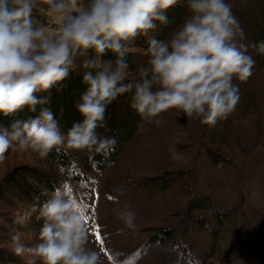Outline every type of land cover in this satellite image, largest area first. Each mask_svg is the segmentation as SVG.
I'll list each match as a JSON object with an SVG mask.
<instances>
[{
    "label": "clouds",
    "instance_id": "9594fccd",
    "mask_svg": "<svg viewBox=\"0 0 264 264\" xmlns=\"http://www.w3.org/2000/svg\"><path fill=\"white\" fill-rule=\"evenodd\" d=\"M180 0H0V115L49 103L35 93L51 89L70 71L84 70L89 85L76 105L83 120L65 133L49 108L35 118L0 124V161L9 149L47 159L54 150L71 148L107 156L116 140L99 136L105 111L118 95L132 92L130 107L146 122L176 109L187 118L215 125L227 119L240 100L239 85L252 75L255 60L248 49L264 54V40L245 43L246 34L228 0H184L187 15L169 38L149 37L143 50L146 65L135 73L125 56L137 36L167 25L166 10ZM35 13L46 18L40 22ZM89 50L95 55L89 57ZM111 51L116 59L104 60ZM83 59L79 64L74 57ZM128 81V82H125ZM134 90V91H133ZM170 158L183 160L175 146ZM47 199L31 203L14 218L24 226L35 216L42 221L39 242L28 246L19 232L13 251L26 264H100V253L88 247L90 231L83 207L61 187ZM128 229L136 228V212L116 210ZM4 223L0 218V224Z\"/></svg>",
    "mask_w": 264,
    "mask_h": 264
},
{
    "label": "rangeland",
    "instance_id": "374dc122",
    "mask_svg": "<svg viewBox=\"0 0 264 264\" xmlns=\"http://www.w3.org/2000/svg\"><path fill=\"white\" fill-rule=\"evenodd\" d=\"M228 2L245 31V43H254L261 32L264 34V0ZM176 5L182 12L178 27L187 15V8L184 0ZM34 15L40 22H45L44 16ZM157 30H150L148 36H137L129 44V47L137 49L134 61L139 68L146 65L148 57L143 50L147 49L149 37L155 36ZM248 54L252 57L256 55L260 65L253 67L252 75L246 82L233 78V83L239 85L240 100L227 119L208 125L201 123L199 118H187L178 110L169 109L159 117L163 121L160 127L142 120L126 144L118 165L114 169L93 173L87 190L78 191L75 200L83 207L90 231L88 247L100 253V264H115L104 249L103 232L116 234L123 245L143 242L149 228L168 225L171 214L185 203L186 190L191 185L197 192L223 198L225 207L231 212L221 226L214 255L206 264H264V54L251 47ZM234 140H239L243 148ZM171 146L176 147L183 160L170 158ZM206 146L224 154L232 165L219 169L212 167L205 154ZM4 155L5 159L0 161V188L5 189V196L0 199V213L4 217V223L0 224V242L14 257V262L5 264H26L27 256L22 258L14 253L12 236L19 232L26 245H35L39 242L42 221L33 216L24 226L13 222L15 216L32 202L16 190H11L5 181L8 173L21 168L47 173L50 163L35 153L9 149ZM173 170H184L190 178L186 177L163 191L143 189L137 184L144 178L157 177ZM127 180L133 186L131 192L123 194L115 189ZM25 188L32 200L37 202L33 190H41L38 182L29 179ZM125 206L136 212L134 230L128 229L117 215L116 210ZM153 258L154 255H149V264H157Z\"/></svg>",
    "mask_w": 264,
    "mask_h": 264
},
{
    "label": "trees",
    "instance_id": "16d2710c",
    "mask_svg": "<svg viewBox=\"0 0 264 264\" xmlns=\"http://www.w3.org/2000/svg\"><path fill=\"white\" fill-rule=\"evenodd\" d=\"M181 8L176 5L174 8L166 10L168 18L167 25H160L157 22V33L155 38L165 39L179 24ZM262 32L254 42L264 40ZM135 39V38H134ZM134 41V40H133ZM132 41V42H133ZM94 50H89L88 56H94ZM116 54L107 51L102 59L115 60ZM134 52L126 54L125 59L129 69L136 71L139 64L134 61ZM83 57L77 54L74 62L79 64ZM255 67L259 66V59L255 55ZM84 70L77 69L70 71L68 77L57 82L51 89L35 93L37 98H47L49 103L36 106V111L30 112L25 106L22 110L9 116L0 115V124L10 125L14 120L35 118L39 115L41 108L47 107L58 120L61 130L65 133L73 126L83 120V115L76 105L81 101L82 94L89 87L83 81ZM128 82V81H125ZM134 91V90H133ZM132 92L118 95L117 98L107 106L105 111V127L96 129L99 136L111 137L116 140L114 150L107 156L102 153L93 154L84 150L62 148L54 150L48 156L50 171L42 173L37 169L21 168L18 171L8 173L6 183L11 190H16L24 199L34 202L27 192L25 185L27 180L37 181L41 190H33L40 201L47 199L42 192L44 189L48 193L56 187H61L63 191L76 198L78 191L87 190L93 180V173L114 169L123 155L126 144L129 143L133 134L142 122L139 114L130 107ZM233 136L232 133H230ZM237 145L243 148L241 142ZM205 154L210 165L214 168L232 165V162L224 154L219 153L210 146H206ZM247 173H250L247 171ZM187 176L184 170L167 171L162 175L151 178H144L138 182V186L146 189L166 190L174 184L180 183ZM131 181H126L115 189L129 193ZM189 186L186 190L187 199L182 206H179L172 214V219L168 225H159L153 228H146L149 231L147 238L137 244L123 245L117 235L112 232H103L102 242L106 254L115 264H149L147 258L154 255L157 264H206L214 255V245L218 239L223 222L230 215V210L225 207L224 199L215 197L207 192H197ZM5 196V189L0 188V199ZM0 218L4 219L0 213ZM1 227V226H0ZM1 229V228H0ZM14 262V257L8 253L0 242V264Z\"/></svg>",
    "mask_w": 264,
    "mask_h": 264
}]
</instances>
